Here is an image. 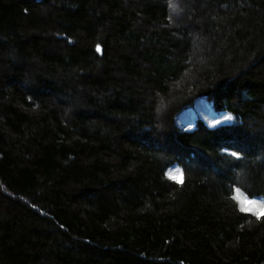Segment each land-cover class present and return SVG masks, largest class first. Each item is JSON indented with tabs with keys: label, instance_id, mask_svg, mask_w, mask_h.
<instances>
[{
	"label": "trees",
	"instance_id": "obj_1",
	"mask_svg": "<svg viewBox=\"0 0 264 264\" xmlns=\"http://www.w3.org/2000/svg\"><path fill=\"white\" fill-rule=\"evenodd\" d=\"M249 201L264 0H0V264H264Z\"/></svg>",
	"mask_w": 264,
	"mask_h": 264
},
{
	"label": "rangeland",
	"instance_id": "obj_2",
	"mask_svg": "<svg viewBox=\"0 0 264 264\" xmlns=\"http://www.w3.org/2000/svg\"><path fill=\"white\" fill-rule=\"evenodd\" d=\"M205 103L204 102H201L199 103L194 109H191L189 110L188 112H186L182 118L184 119H187L188 121H193L196 117L198 116H204L202 114V109L200 108L202 105H204ZM209 109V107H208ZM209 112L210 114H212L211 110L209 109ZM213 115V114H212ZM214 117H216V121L211 124L212 126H218V125H221L222 123H224L226 121V116H216V115H213Z\"/></svg>",
	"mask_w": 264,
	"mask_h": 264
},
{
	"label": "snow or ice",
	"instance_id": "obj_3",
	"mask_svg": "<svg viewBox=\"0 0 264 264\" xmlns=\"http://www.w3.org/2000/svg\"><path fill=\"white\" fill-rule=\"evenodd\" d=\"M231 119V117H229ZM233 156L237 155V153H232ZM175 179V177H173ZM249 207L245 208L242 206V211H255L256 209H264V204H259L257 201H249ZM258 214V213H256Z\"/></svg>",
	"mask_w": 264,
	"mask_h": 264
}]
</instances>
